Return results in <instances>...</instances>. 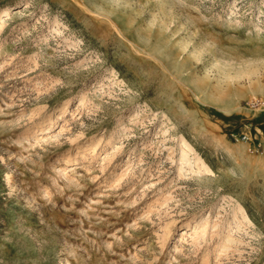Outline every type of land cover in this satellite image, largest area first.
I'll return each mask as SVG.
<instances>
[{"label": "rangeland", "instance_id": "rangeland-1", "mask_svg": "<svg viewBox=\"0 0 264 264\" xmlns=\"http://www.w3.org/2000/svg\"><path fill=\"white\" fill-rule=\"evenodd\" d=\"M0 264H264V0H0Z\"/></svg>", "mask_w": 264, "mask_h": 264}]
</instances>
